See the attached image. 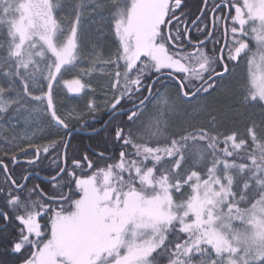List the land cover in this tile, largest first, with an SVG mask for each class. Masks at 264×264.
I'll return each mask as SVG.
<instances>
[{"label":"snow or ice","instance_id":"snow-or-ice-1","mask_svg":"<svg viewBox=\"0 0 264 264\" xmlns=\"http://www.w3.org/2000/svg\"><path fill=\"white\" fill-rule=\"evenodd\" d=\"M254 109L264 0H0V264H264ZM100 112L112 148L80 147Z\"/></svg>","mask_w":264,"mask_h":264},{"label":"trees","instance_id":"trees-1","mask_svg":"<svg viewBox=\"0 0 264 264\" xmlns=\"http://www.w3.org/2000/svg\"><path fill=\"white\" fill-rule=\"evenodd\" d=\"M8 2V17H15L17 15V11L20 8L21 0H7ZM202 0H187V3L189 5V8L191 9L192 12H196L197 8L201 4ZM107 14V11H106ZM62 15H71V10L70 8H65L63 10ZM91 15H95L94 13ZM91 15L86 18L84 21V26L89 28L90 31H92L93 26L91 24ZM79 35V32H78ZM105 39L110 43L111 38L110 37H105ZM219 47V46H218ZM189 52H192V49H188ZM85 67L88 66L87 61L85 62ZM97 71L92 73L91 77L89 78L93 84V87L96 89V94L97 96H103V94L107 91L106 88V82L108 77L105 75L104 71H101V69H106L109 68L110 66H105L103 64H98L97 66ZM235 72L237 74L245 72L244 67L242 66L241 68L235 69ZM67 79L74 78V74H67L66 75ZM86 102V99L83 97V94L80 96H74L72 94L67 93L66 89L64 91V94L61 97V103H63L66 107V109H71L73 107H83ZM165 117H171V119L176 120L179 118L180 114L177 113L175 115H172L171 113H164ZM252 118L256 119L259 121L260 119H264V114H261L259 109H254L251 112ZM108 118V115L106 112H100L98 114V118L96 120L90 119L88 122L87 126L80 125L77 126L76 129H82L86 132H91V131H96L99 129L100 125H103L106 119ZM126 119V117H125ZM230 126L232 127H237V128H242V124L239 121H231ZM31 131L36 132L37 129L33 128ZM111 138H112V128L111 126H108L107 128L102 129L101 131L97 133H92V134H83V133H75V142L82 148H94L97 150H103L105 147L111 149ZM49 171V169H45L42 171V175H45L46 172ZM2 179V177H0ZM34 182H41L39 179H37ZM0 224H3V221L0 220Z\"/></svg>","mask_w":264,"mask_h":264},{"label":"rangeland","instance_id":"rangeland-1","mask_svg":"<svg viewBox=\"0 0 264 264\" xmlns=\"http://www.w3.org/2000/svg\"><path fill=\"white\" fill-rule=\"evenodd\" d=\"M20 11H23L25 14H27V0H23L20 4ZM19 27H23V22L22 20H17L15 21ZM86 132V131H85ZM93 132V131H92Z\"/></svg>","mask_w":264,"mask_h":264},{"label":"water","instance_id":"water-1","mask_svg":"<svg viewBox=\"0 0 264 264\" xmlns=\"http://www.w3.org/2000/svg\"><path fill=\"white\" fill-rule=\"evenodd\" d=\"M108 119H109V117L106 119V121H108ZM106 121L104 122V124L102 125V127H100L98 130H96V131H91V132H85L84 130H82V129H76V133H83V134H92V133H97V132H99V131H101L102 129H104L105 128V123H106ZM41 175V174H40ZM41 176H43V175H41Z\"/></svg>","mask_w":264,"mask_h":264},{"label":"flooded vegetation","instance_id":"flooded-vegetation-1","mask_svg":"<svg viewBox=\"0 0 264 264\" xmlns=\"http://www.w3.org/2000/svg\"><path fill=\"white\" fill-rule=\"evenodd\" d=\"M100 127H102V125H100ZM100 127H99V128H100ZM40 174L42 175V173H40ZM43 176H44V175H43Z\"/></svg>","mask_w":264,"mask_h":264}]
</instances>
